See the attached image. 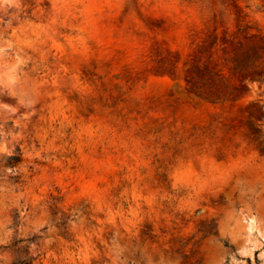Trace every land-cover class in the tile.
<instances>
[{"label":"rangeland","instance_id":"rangeland-1","mask_svg":"<svg viewBox=\"0 0 264 264\" xmlns=\"http://www.w3.org/2000/svg\"><path fill=\"white\" fill-rule=\"evenodd\" d=\"M18 240L264 264V0H0V264Z\"/></svg>","mask_w":264,"mask_h":264},{"label":"trees","instance_id":"trees-1","mask_svg":"<svg viewBox=\"0 0 264 264\" xmlns=\"http://www.w3.org/2000/svg\"><path fill=\"white\" fill-rule=\"evenodd\" d=\"M22 162V155L17 151L16 155L10 156L6 161V166L15 168ZM19 223L18 216H14V225ZM22 240L14 241L11 245L5 246L2 249L8 252L12 257V264H33L35 258L30 256L28 246L23 245Z\"/></svg>","mask_w":264,"mask_h":264},{"label":"bare ground","instance_id":"bare-ground-1","mask_svg":"<svg viewBox=\"0 0 264 264\" xmlns=\"http://www.w3.org/2000/svg\"><path fill=\"white\" fill-rule=\"evenodd\" d=\"M227 220V219H226ZM226 222V223H225ZM224 223H223V228H225V227H227V221H225Z\"/></svg>","mask_w":264,"mask_h":264}]
</instances>
